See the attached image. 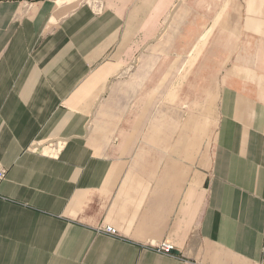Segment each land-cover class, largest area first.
<instances>
[{
    "label": "crops",
    "instance_id": "1",
    "mask_svg": "<svg viewBox=\"0 0 264 264\" xmlns=\"http://www.w3.org/2000/svg\"><path fill=\"white\" fill-rule=\"evenodd\" d=\"M263 1L211 3L213 23L240 31L218 29L206 51L205 157L203 113L177 124L164 105L157 125L169 94L139 60L183 35L191 1L0 0V264L264 261Z\"/></svg>",
    "mask_w": 264,
    "mask_h": 264
},
{
    "label": "rangeland",
    "instance_id": "2",
    "mask_svg": "<svg viewBox=\"0 0 264 264\" xmlns=\"http://www.w3.org/2000/svg\"><path fill=\"white\" fill-rule=\"evenodd\" d=\"M189 1L192 2L193 6L189 7V9L192 8V11H190L188 15L189 21L187 23V29L181 31L183 35H181V37L170 38L166 42H164L163 39L162 41L160 40V43L158 41L159 44L150 48L152 49V53L149 54L148 51L141 53L139 60H141L143 56H150V76L157 77V83L159 78L164 79L167 83V85L163 86L165 82L162 81L163 84L159 87L160 90L157 91V94L165 90L169 94V97L165 98V100H170L171 103H165L164 100H157V125H159V122L162 120L164 105L172 106V118L174 120L176 115L177 124L180 122V113L182 122L187 121L189 125L194 124V118L192 117L197 109L198 113H203V118H199L198 122L202 121L203 124L204 153L205 157H207L214 137V118L211 115L214 109L211 102V95L214 90L212 85V72L214 73V71L212 62L209 60V63H207L209 56L206 54V51L210 50L207 48H209L211 41L217 36V32L221 29L220 21L216 20V22L213 23L210 19L211 3L214 1L216 6H218L225 0H200V3H203V6H200V14L204 13V17L208 18V20L205 19L203 26H200L198 31L196 28L195 0ZM262 4L264 5V1ZM218 13H231L235 18L237 15L235 8L232 10V7H228L227 5L221 6ZM239 19L240 24H242V17ZM227 24L233 25V30L237 31L236 33L239 35L240 27L238 22H224V28ZM224 28L221 30H224ZM197 32H200V34H198V36H200V40L198 41L200 49H195ZM175 33L178 32L176 31ZM245 40H249L250 46L254 47L256 44L254 39L245 37ZM192 46L193 49H190ZM216 64L217 66L215 67L217 68L218 63ZM196 97L202 100L196 102ZM185 115H187V119H185Z\"/></svg>",
    "mask_w": 264,
    "mask_h": 264
},
{
    "label": "built area",
    "instance_id": "3",
    "mask_svg": "<svg viewBox=\"0 0 264 264\" xmlns=\"http://www.w3.org/2000/svg\"><path fill=\"white\" fill-rule=\"evenodd\" d=\"M6 175H7L6 169L0 166V184L4 181V179L6 178ZM103 232L108 235H112V236L115 235V230L110 227L106 228ZM171 250H172V247L167 244H162L156 249V251L162 255H169L171 253ZM255 264H264V261L258 262Z\"/></svg>",
    "mask_w": 264,
    "mask_h": 264
}]
</instances>
